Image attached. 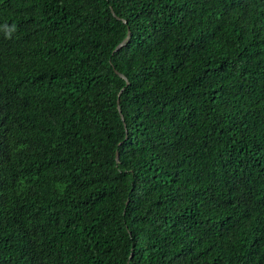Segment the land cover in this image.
Returning <instances> with one entry per match:
<instances>
[{
	"label": "trees",
	"instance_id": "trees-1",
	"mask_svg": "<svg viewBox=\"0 0 264 264\" xmlns=\"http://www.w3.org/2000/svg\"><path fill=\"white\" fill-rule=\"evenodd\" d=\"M0 264H264V0H0Z\"/></svg>",
	"mask_w": 264,
	"mask_h": 264
},
{
	"label": "water",
	"instance_id": "water-1",
	"mask_svg": "<svg viewBox=\"0 0 264 264\" xmlns=\"http://www.w3.org/2000/svg\"><path fill=\"white\" fill-rule=\"evenodd\" d=\"M128 34H129V32H128V30H126V34L122 37V39L114 46V49H117L120 45H122L124 42H125V40L127 39V37H128ZM113 49V50H114ZM115 72H117L118 74H119V76H121V77H123V78H125L124 77V75L123 74H121L120 72H118L117 70H115ZM125 83H127V80L125 79ZM116 101H117V99H116ZM116 107H117V110H118V112H119V116H120V118L122 119V114L120 113V111H119V106H118V104H116ZM122 123H123V125H124V122L122 121Z\"/></svg>",
	"mask_w": 264,
	"mask_h": 264
}]
</instances>
